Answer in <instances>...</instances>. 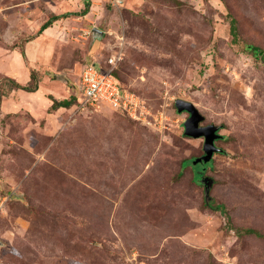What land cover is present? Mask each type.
Wrapping results in <instances>:
<instances>
[{"label":"rangeland","instance_id":"1","mask_svg":"<svg viewBox=\"0 0 264 264\" xmlns=\"http://www.w3.org/2000/svg\"><path fill=\"white\" fill-rule=\"evenodd\" d=\"M244 44L264 53V0H0V264H264V238L236 233L264 234V54ZM117 52L140 121L75 86ZM32 71L33 92L7 80ZM177 100L219 127L213 182L182 168L203 139Z\"/></svg>","mask_w":264,"mask_h":264},{"label":"built area","instance_id":"2","mask_svg":"<svg viewBox=\"0 0 264 264\" xmlns=\"http://www.w3.org/2000/svg\"><path fill=\"white\" fill-rule=\"evenodd\" d=\"M121 59V52L110 56L106 61L110 67L107 70L94 66L93 62L86 63L78 70V83L75 86L84 104H105L114 111L140 121L146 111L143 100L130 90H122L120 83L111 75L112 68Z\"/></svg>","mask_w":264,"mask_h":264},{"label":"trees","instance_id":"3","mask_svg":"<svg viewBox=\"0 0 264 264\" xmlns=\"http://www.w3.org/2000/svg\"><path fill=\"white\" fill-rule=\"evenodd\" d=\"M88 7H89V3H86L84 11H82V14H85L87 12ZM56 18H57L56 16L51 17L50 20L46 21L40 27L39 31L41 32V31L45 30L46 28L50 27L52 21L55 20ZM230 32H231V35L233 36V38H235L236 29H235V20L234 19L230 20ZM243 50L246 51V52H250L254 57H259V56H262L264 54L262 52V50L258 46H255V45H252V44H244ZM21 53L24 56V51H22ZM102 69L103 70H107L105 68H102ZM111 75L114 78H116V80L118 81L117 75H116V73L113 70L111 71ZM7 80L11 83V86H12L13 89H21V90H24V91H27V92L35 91L37 89V86H38L37 85V78H36V75H35L34 71H32L30 73V84H28V85H22V84H20V83H18L16 81H14V79H8L7 78ZM121 89L125 90L122 87H121ZM76 100H77V98L73 96V97H71L69 99H64V100H61V101H54L52 107L54 109L55 108L57 109L59 107L69 108L74 102L76 103ZM198 157H200V156L189 158V159H186V160L182 161V168L190 167V169H191V171L193 173V180H194V182L196 184H199V183L201 185H202V183L206 184L205 181H208L209 183L213 182L210 177L204 176L205 167L210 164L211 160L209 162H207V163L199 162V163L194 164L193 162ZM179 175H180V173H178L177 176H179ZM205 191H208V192H206L207 194L209 193L208 189L205 190ZM207 204L208 203H206V205ZM222 210H223V208H222ZM236 233L239 234V235H255V236L264 238V234H261V233H259L258 230L254 229V228H250V227L249 228H244V229H238V230H236Z\"/></svg>","mask_w":264,"mask_h":264},{"label":"water","instance_id":"4","mask_svg":"<svg viewBox=\"0 0 264 264\" xmlns=\"http://www.w3.org/2000/svg\"><path fill=\"white\" fill-rule=\"evenodd\" d=\"M102 32L98 29H93V37L100 38ZM93 65L99 67L95 62ZM175 107L178 113H187L188 117L183 123L184 135L191 138H203V155L196 158L193 162L194 164L199 162L207 163L209 162L214 153L221 152L222 150L215 146V141L220 138L217 135L219 127L214 125H208L201 127L199 124L204 120V117L199 113L196 107L188 101L177 100L175 102Z\"/></svg>","mask_w":264,"mask_h":264},{"label":"flooded vegetation","instance_id":"5","mask_svg":"<svg viewBox=\"0 0 264 264\" xmlns=\"http://www.w3.org/2000/svg\"><path fill=\"white\" fill-rule=\"evenodd\" d=\"M187 114V113H186ZM187 116H188V114H187ZM203 139V138H202Z\"/></svg>","mask_w":264,"mask_h":264}]
</instances>
